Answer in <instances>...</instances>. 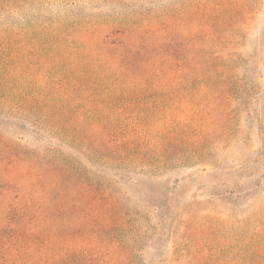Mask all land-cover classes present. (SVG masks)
<instances>
[{
    "label": "trees",
    "instance_id": "trees-1",
    "mask_svg": "<svg viewBox=\"0 0 264 264\" xmlns=\"http://www.w3.org/2000/svg\"><path fill=\"white\" fill-rule=\"evenodd\" d=\"M80 1L0 0V264H91L89 218L125 178L238 140L264 207V0Z\"/></svg>",
    "mask_w": 264,
    "mask_h": 264
},
{
    "label": "rangeland",
    "instance_id": "rangeland-1",
    "mask_svg": "<svg viewBox=\"0 0 264 264\" xmlns=\"http://www.w3.org/2000/svg\"><path fill=\"white\" fill-rule=\"evenodd\" d=\"M75 1L41 0L24 12L67 14L86 3L73 5ZM262 8L251 28L254 43L264 34V4ZM242 129L245 139L246 118ZM194 163L125 178L118 187L122 204L103 206L105 211L121 212V220L113 226V213L98 223L89 218L91 264H264V207L257 197H246V186L253 178H246V151L241 141L232 143L230 150H214L209 159L199 162L202 167ZM177 179L180 182L175 185ZM111 226L120 228L113 233Z\"/></svg>",
    "mask_w": 264,
    "mask_h": 264
}]
</instances>
